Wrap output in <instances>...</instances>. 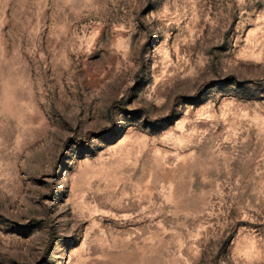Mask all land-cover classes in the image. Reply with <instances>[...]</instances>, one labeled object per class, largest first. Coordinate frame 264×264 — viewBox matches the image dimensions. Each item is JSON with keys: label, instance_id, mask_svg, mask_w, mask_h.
Here are the masks:
<instances>
[{"label": "rangeland", "instance_id": "374dc122", "mask_svg": "<svg viewBox=\"0 0 264 264\" xmlns=\"http://www.w3.org/2000/svg\"><path fill=\"white\" fill-rule=\"evenodd\" d=\"M0 264H264V0H0Z\"/></svg>", "mask_w": 264, "mask_h": 264}]
</instances>
